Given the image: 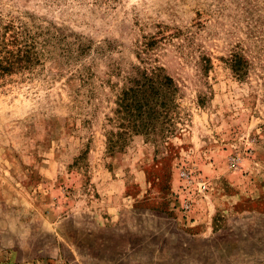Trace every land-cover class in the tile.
I'll use <instances>...</instances> for the list:
<instances>
[{"label": "rangeland", "instance_id": "374dc122", "mask_svg": "<svg viewBox=\"0 0 264 264\" xmlns=\"http://www.w3.org/2000/svg\"><path fill=\"white\" fill-rule=\"evenodd\" d=\"M25 46L0 73V264H264V0H0V59ZM133 66L174 80V129L111 152Z\"/></svg>", "mask_w": 264, "mask_h": 264}, {"label": "trees", "instance_id": "16d2710c", "mask_svg": "<svg viewBox=\"0 0 264 264\" xmlns=\"http://www.w3.org/2000/svg\"><path fill=\"white\" fill-rule=\"evenodd\" d=\"M12 40L9 36L8 42L13 44ZM34 49L35 47L25 46L14 53L6 48L0 59V73L12 74L26 69L33 59L37 60L36 51L31 55ZM82 51L81 47L77 51L78 55ZM228 65L238 78L246 75L248 62L242 53L231 54ZM178 92L174 80L165 74L163 68L133 66L123 77L122 88L116 92L113 111L116 132H109L106 137L108 149L113 152L114 149L121 148L131 136H143L154 142L157 138L166 139L174 129L172 115Z\"/></svg>", "mask_w": 264, "mask_h": 264}, {"label": "built area", "instance_id": "2783aa9c", "mask_svg": "<svg viewBox=\"0 0 264 264\" xmlns=\"http://www.w3.org/2000/svg\"><path fill=\"white\" fill-rule=\"evenodd\" d=\"M201 189H202V191H204L206 189V186L205 185H202L201 186Z\"/></svg>", "mask_w": 264, "mask_h": 264}]
</instances>
